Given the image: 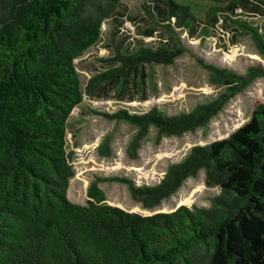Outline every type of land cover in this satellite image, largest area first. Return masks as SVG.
<instances>
[{
	"label": "trees",
	"instance_id": "trees-1",
	"mask_svg": "<svg viewBox=\"0 0 264 264\" xmlns=\"http://www.w3.org/2000/svg\"><path fill=\"white\" fill-rule=\"evenodd\" d=\"M148 26L140 34L163 33L157 46L133 44L101 59L103 72L83 87L75 60L96 46L107 21L121 23L122 0H0V264H264V104L227 138L193 146L170 164L160 182L136 186L125 178H95L85 205L67 198L74 176L66 148L67 122L83 96L108 89L121 100L146 99L154 88L146 68L172 65L189 53V39L216 35L215 26L248 37L264 58V25L236 11H256L264 0H207L204 20L175 0H142ZM197 63L210 80L226 88L215 101L168 115L126 110L99 114L136 128L128 145L134 159L148 129L155 140L179 137L204 127L233 96L264 77L252 66L241 76ZM111 138L98 148L109 157ZM204 172V183L219 192L209 206H180L171 213L142 216L106 203L103 182L127 185L132 201L153 209L189 178Z\"/></svg>",
	"mask_w": 264,
	"mask_h": 264
},
{
	"label": "rangeland",
	"instance_id": "rangeland-1",
	"mask_svg": "<svg viewBox=\"0 0 264 264\" xmlns=\"http://www.w3.org/2000/svg\"><path fill=\"white\" fill-rule=\"evenodd\" d=\"M175 1L189 7L201 21L212 5L207 0ZM142 3V0H122L120 11L125 17L121 23L107 21L102 27L100 42L75 60L83 87L91 76L105 70L106 65L100 61L114 54L116 48L125 51L133 44L157 46L160 40H164L160 31L152 37L140 34L141 25L148 26L140 8ZM236 13L242 14L246 20L264 25V8L254 11L248 5ZM215 29L216 35L202 42L189 39L185 33L179 34L181 42L189 48V53L179 57L172 65L146 68L154 85L152 88L148 83L146 99L139 94L134 100H121L108 89L96 92L91 98L83 96L67 122L66 148L74 171V176L69 180L67 198L72 203L86 204V189L95 178L122 177L131 180L136 186L159 183L167 167L182 160L193 146H204L227 138L249 120L256 104H264V77H260L231 97L204 127L179 137H162L158 142L155 140L156 130L150 127L147 136L140 141L134 159L128 155V145L136 128L126 122L107 120L93 113L113 114L126 110L141 114L158 108L168 115H176L189 112L199 103L215 101L226 88L210 80L209 72L197 63L199 59L241 76L252 66L264 69V58L248 37L232 35L230 28L220 25V22ZM106 135L111 138L109 157L101 156L98 152ZM98 187L103 190L107 204L142 216L171 213L180 206L208 207L209 199L219 192L218 188L205 186L203 171L196 178L187 179L175 194L153 209H143L132 201L127 185L123 183L103 182Z\"/></svg>",
	"mask_w": 264,
	"mask_h": 264
},
{
	"label": "bare ground",
	"instance_id": "bare-ground-1",
	"mask_svg": "<svg viewBox=\"0 0 264 264\" xmlns=\"http://www.w3.org/2000/svg\"><path fill=\"white\" fill-rule=\"evenodd\" d=\"M184 203V202H183ZM133 210H136V209H133Z\"/></svg>",
	"mask_w": 264,
	"mask_h": 264
}]
</instances>
